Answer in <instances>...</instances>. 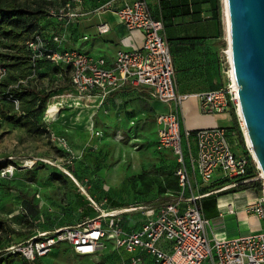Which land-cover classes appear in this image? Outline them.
<instances>
[{
	"label": "built area",
	"instance_id": "1",
	"mask_svg": "<svg viewBox=\"0 0 264 264\" xmlns=\"http://www.w3.org/2000/svg\"><path fill=\"white\" fill-rule=\"evenodd\" d=\"M99 10H112L129 30H141L144 34L143 46L119 49L113 60L108 62L104 56L61 47L62 35L52 33L47 37L40 23L41 30L26 42L32 66L30 73L17 83L7 84L9 68L4 65L2 54L5 49L0 37V101H8L19 110L20 100L13 90L36 80L41 61L68 69L72 86L82 94H96L104 98L126 85L142 88L154 99L171 107L168 112L156 116L155 145L159 154H173L178 189L155 207L132 208L146 209L145 218L137 230H125L119 224L121 212L113 211L53 231L41 229L26 242L8 248V251L30 262L50 254L61 244H66L76 254L94 255L106 248L105 240L110 238L115 241L118 250L123 249L131 254L129 260L117 259L111 264H145L143 255L151 257L154 264H264V231L230 239H211L203 212V198L206 196L238 190L252 181H262V194L248 203L246 208L264 220V177L252 148L246 143L247 154L235 152L234 133L228 127H182L180 110L190 94L178 91L175 63L164 33L165 23L162 18L151 14L146 0H124L116 9L112 2H107ZM80 13H66L65 16L78 17ZM63 17L61 15L60 19ZM109 30L108 23L98 25L101 34ZM221 61L229 83L198 93L200 107L205 114L213 115L226 113L233 106L244 133L243 119L237 112L238 97L232 84L234 80L229 75L232 72L231 56L227 50ZM97 134L100 135V132ZM251 159L256 175L245 178ZM5 169L1 172L3 176L10 171L9 168ZM217 172L220 173L219 177H214ZM214 184L218 187L203 191ZM89 199L96 205L90 196ZM229 211L234 212L231 205ZM103 219H107L106 227Z\"/></svg>",
	"mask_w": 264,
	"mask_h": 264
},
{
	"label": "rangeland",
	"instance_id": "2",
	"mask_svg": "<svg viewBox=\"0 0 264 264\" xmlns=\"http://www.w3.org/2000/svg\"><path fill=\"white\" fill-rule=\"evenodd\" d=\"M80 1L0 0L6 8L28 10V21L32 24L41 16L51 22L62 20L66 13H78ZM204 1L212 38L220 42L212 52L214 69L218 72L214 86L220 87L229 83L221 61L228 45L223 0ZM61 15L64 17L60 19ZM219 23L223 27L221 37ZM167 34L170 36V31ZM24 52V47L7 51V59L17 62L12 56ZM19 61L10 67V83H17L28 74L25 59ZM41 71L27 89L47 94L45 101L29 93L20 98L19 110L15 105L0 104V164H5L0 169V255L10 253L8 248L26 242L45 225L47 229L70 225L85 215L95 218L107 213L101 205L104 201L109 207L113 200L124 204L137 200L133 207L141 203L146 209L155 207L168 198L167 190L173 186L168 171L155 167L156 112L140 94L130 89L132 94L112 107L107 104V96L78 92L71 84L70 74L61 75L44 66ZM232 110L233 106L226 113L215 114L214 126H230ZM20 115L23 116L19 122L12 120ZM243 139L246 145L245 135ZM233 150L244 153V147L235 140ZM5 168L10 171L3 176ZM219 175L217 172L214 177ZM81 185H87L88 194L80 195L84 190ZM81 203L84 206L79 207ZM146 209L132 213L145 214ZM100 256L78 255L62 244L36 264H99L105 260L102 256L99 259ZM4 264H24V261L16 255L11 263Z\"/></svg>",
	"mask_w": 264,
	"mask_h": 264
},
{
	"label": "crops",
	"instance_id": "3",
	"mask_svg": "<svg viewBox=\"0 0 264 264\" xmlns=\"http://www.w3.org/2000/svg\"><path fill=\"white\" fill-rule=\"evenodd\" d=\"M146 1L151 14L154 17L163 18L164 20V33L170 42V50L177 71L178 91L190 94V97L185 100L180 110L182 127L198 129L214 126L216 123L215 114H205L200 107V100L197 96L200 92L216 89L214 84L218 79L216 75L218 72L215 71L213 65L215 55L212 52L220 46V42L212 38L210 30L212 24H210L211 22L209 23L210 20H206L205 18V15L207 16L205 1ZM107 2H112L113 8L116 9L123 4L124 0H82L80 4H77V9L79 8L81 12L80 16L77 18L65 16L62 20L51 19L52 23L47 18L40 22L42 24V30L47 37H50L52 33L61 34L63 41L60 45L63 48L77 49L96 56H104L108 62L113 60V57L119 49L141 48L144 44V34L141 30H129L112 10H99ZM102 22L110 25V30L107 33L101 34L98 31V25ZM50 23L53 26H50ZM168 31L171 33L170 36L167 34ZM130 89H134L136 94H140L143 101H146V104L154 109L156 116L159 113H165L171 109L169 105L154 99L142 88H136L130 85H126L109 93L107 95V104L112 105V107L113 105L115 106L118 101L132 94L130 93ZM232 124L233 121H231ZM156 153L158 154V160L154 162L155 166L167 171L172 167L174 168L175 160L172 153L159 154L157 151ZM113 178H116V176L111 177V180ZM81 186L84 190H82L80 195L83 196L84 193L88 194L86 191L87 185ZM177 189L178 187L176 189L172 187L168 188V198ZM210 195L203 198V212L204 218L207 221V233L211 239H230L264 231V220L258 218L256 214L248 212L246 208L248 203L253 202L258 197V194L252 188L213 193L212 195L214 196ZM113 201L118 202L119 205L114 206L111 201L112 207H109L107 201H104L101 203L104 206L103 211L121 212L127 208L131 209L121 212L119 224L127 231L140 228L145 214L132 213V208H134V203L137 200L126 204L122 203L121 200ZM230 205L234 209V212L229 211ZM80 206H84V203L79 204ZM138 206L146 205L141 203L135 207ZM92 218L94 217H87L85 215L79 221L73 222V224L52 226V230L49 231H53L59 227L83 223ZM105 222H107V219H103V225L106 227L107 224ZM45 227L47 226L45 225L40 230ZM105 245V249L93 255L96 258L99 255L103 259L105 258L104 262L102 261L103 264H111L114 258L122 260L130 259L131 254L123 249L118 250L113 239L108 238L105 240ZM137 254L142 255L141 252H137ZM101 256L99 259L102 258ZM143 258L145 264H154L151 257L143 255ZM202 264H208V262Z\"/></svg>",
	"mask_w": 264,
	"mask_h": 264
},
{
	"label": "water",
	"instance_id": "4",
	"mask_svg": "<svg viewBox=\"0 0 264 264\" xmlns=\"http://www.w3.org/2000/svg\"><path fill=\"white\" fill-rule=\"evenodd\" d=\"M227 8L232 77L264 177V0H227Z\"/></svg>",
	"mask_w": 264,
	"mask_h": 264
},
{
	"label": "trees",
	"instance_id": "5",
	"mask_svg": "<svg viewBox=\"0 0 264 264\" xmlns=\"http://www.w3.org/2000/svg\"><path fill=\"white\" fill-rule=\"evenodd\" d=\"M28 15H29V11L26 9L15 8L14 6L6 8L0 2V37H1L2 46L5 49V52L2 54V56H3L4 62H5L4 65L9 68V71H10V67H14L20 63L19 60L25 59L26 66L28 69V74L30 73L32 66L30 65V61H29V52L26 48V42L28 39H30L35 34V32L41 30L40 22L42 21L44 16H41V18H39L38 21H36V23L32 24L30 21H28ZM219 36L220 37L223 36V27L220 23H219ZM167 40H168V38H167ZM169 44H170V42H169ZM22 47H24V49H25L24 54H22V55L16 54V55L12 56V57L17 58V62H11V60L7 59V54H6L7 51H11L12 49H20ZM17 53H19V52H17ZM18 56H20V57H18ZM219 61H220V58H219ZM220 65H221V63H220ZM43 66L44 67L47 66L49 68V70L54 69V70H56V72H59L61 75H69L68 69L53 66L51 63H49L47 61L39 62L40 70L38 72V75L41 74V72H42L41 70H42ZM28 74L26 73V77L28 76ZM176 74H177V71H176ZM8 80L9 79L7 77V79H6L7 84L10 83ZM36 80H37V78H36ZM36 80L33 81L32 83H35ZM29 85L30 84L25 85V86L22 85L19 89H14L13 90L14 95L20 100V98H24L29 93H32V96L40 97L41 101L46 100L47 94H45V95L39 94V92H37L34 88H32V89L28 88L27 89V87H29ZM220 87H216V89L220 88ZM24 88H25V91H23ZM0 104L13 105L12 103H10L8 101H0ZM55 109H56V111L58 110V108H55ZM27 111H28V113L31 112V110L28 108H27ZM22 116L23 115L13 116L12 120L15 122H19L21 120ZM232 121H233V124L231 126H228L230 132L234 133V137L232 139L233 140L235 139L238 144H241L244 147V153L247 154L248 152L246 150L245 140L243 139L244 134H243V132L239 126L237 115H236V112L234 110V107L232 110ZM4 165L5 164L2 162L0 164V169H2L4 167ZM155 167L158 171L162 170V168H159L158 166H155ZM174 168H175V166H174ZM174 168L172 167L168 170V175H170L172 180H173L172 188L176 189L178 187V182H177V177L175 176V173H174ZM255 175H256V168H255V166L252 162V159H251V165L249 166V169L246 173L245 178H251V177H254ZM242 186H246L244 189L252 188L258 195H261L263 192L262 181H252V182L245 184V185H242ZM216 187H218L217 184H214L211 187L204 188L203 191H211V190L215 189ZM210 196H214V195L211 194ZM112 204L114 206L119 205V203L115 202V201H112ZM31 205H32V207L37 209L36 205H34V206H33V204H31ZM31 211H32V209H31ZM32 213H33V211H32ZM43 229L52 230L51 227L49 229H47L46 227ZM0 243H1V241H0ZM16 255H18V254H14L11 252L8 254H6V253L1 254L0 255V264L11 263ZM22 260L24 261V264H36V262H37V260L34 262H30L23 257H22ZM116 260H117V258H114L113 261H116ZM100 264H103V262H101Z\"/></svg>",
	"mask_w": 264,
	"mask_h": 264
},
{
	"label": "bare ground",
	"instance_id": "6",
	"mask_svg": "<svg viewBox=\"0 0 264 264\" xmlns=\"http://www.w3.org/2000/svg\"><path fill=\"white\" fill-rule=\"evenodd\" d=\"M223 13H224V19H225L226 40H227V43H228L226 49H227V52H228V54L230 56V47H229V13H228V8H227V0H223ZM229 75H230L231 78H233L232 77V72H229ZM232 84H233V86H234V88H235V90L237 92V97H238V109H237V112H238V115L241 116V109H240V91H239L238 86L234 83V81H232ZM243 131H244L246 143H247V145L249 147H251L249 132H248V130L245 127L243 128ZM252 154H253L254 158H256L253 150H252ZM75 180L78 182V180L76 178H75ZM129 210H131V209H125L123 211H129ZM103 214L104 215H107L108 212L107 213H104L103 212Z\"/></svg>",
	"mask_w": 264,
	"mask_h": 264
}]
</instances>
